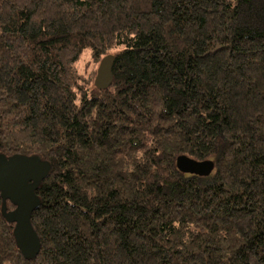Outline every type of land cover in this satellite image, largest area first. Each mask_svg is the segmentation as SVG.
I'll return each mask as SVG.
<instances>
[{
    "label": "trees",
    "instance_id": "1",
    "mask_svg": "<svg viewBox=\"0 0 264 264\" xmlns=\"http://www.w3.org/2000/svg\"><path fill=\"white\" fill-rule=\"evenodd\" d=\"M16 155L49 165L40 250L23 257L0 196V264H264V0H0Z\"/></svg>",
    "mask_w": 264,
    "mask_h": 264
},
{
    "label": "water",
    "instance_id": "2",
    "mask_svg": "<svg viewBox=\"0 0 264 264\" xmlns=\"http://www.w3.org/2000/svg\"><path fill=\"white\" fill-rule=\"evenodd\" d=\"M112 64V56L101 59L94 80L97 89L104 90L111 85ZM176 165L182 171L199 175L210 173L213 167L211 161L195 162L184 156L177 158ZM48 173L49 165L37 157H0V196L3 202L9 200L15 205L7 219L14 224L13 235L25 259L35 258L40 250L39 239L31 226L30 217L39 203L35 189Z\"/></svg>",
    "mask_w": 264,
    "mask_h": 264
},
{
    "label": "rangeland",
    "instance_id": "3",
    "mask_svg": "<svg viewBox=\"0 0 264 264\" xmlns=\"http://www.w3.org/2000/svg\"><path fill=\"white\" fill-rule=\"evenodd\" d=\"M86 59H87V58H85V59H84V60L81 62V64H80V68H82V67L86 66V62H85V61H86Z\"/></svg>",
    "mask_w": 264,
    "mask_h": 264
}]
</instances>
